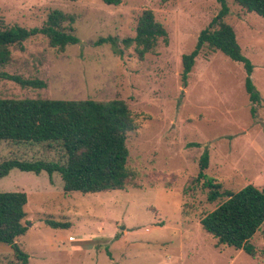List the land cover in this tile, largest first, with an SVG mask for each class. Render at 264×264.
Masks as SVG:
<instances>
[{"label": "rangeland", "instance_id": "obj_1", "mask_svg": "<svg viewBox=\"0 0 264 264\" xmlns=\"http://www.w3.org/2000/svg\"><path fill=\"white\" fill-rule=\"evenodd\" d=\"M224 21L235 31L242 54L254 66L251 80L261 105L251 114L243 66L204 48L183 87L181 57L218 14L215 0H0V23L40 27L52 10L75 16L77 45L59 51L38 35L24 50L10 49V75L46 83L23 88L0 80L2 99L124 101L139 123L129 133L128 166L136 177L125 190L97 194L63 193L59 174L13 169L0 178V192L27 195V232L16 240L28 264H264V223L249 243L255 255L216 247L200 220L247 185L264 186V19L233 0ZM150 10L168 34L139 60L134 48L122 56L99 38L134 37L139 15ZM192 143L199 147L189 146ZM208 152L206 177L222 194L208 201L209 188L196 180L199 159ZM45 145L0 143V163L57 161ZM70 223L51 229L44 220ZM116 237V238H115ZM0 264H19L0 243Z\"/></svg>", "mask_w": 264, "mask_h": 264}, {"label": "trees", "instance_id": "obj_2", "mask_svg": "<svg viewBox=\"0 0 264 264\" xmlns=\"http://www.w3.org/2000/svg\"><path fill=\"white\" fill-rule=\"evenodd\" d=\"M76 2L78 0H63ZM107 6H118L122 0H100ZM220 5L218 14L206 28L200 31L195 46L189 54L181 57L180 80L183 87L200 52L207 48L220 52L243 66L246 74L244 89L251 103L252 116L261 97L251 75L254 66L241 51L231 25L224 21L229 9L225 0H215ZM247 13H255L264 19V0H233ZM75 16L60 10H52L40 27L26 29L18 25L0 23V80L14 82L25 88L44 89L46 83L36 79H24L4 71L11 61L12 47L24 50L23 44L32 37L41 35L50 48L63 51L67 46L77 45L79 38L74 29ZM167 43L168 34L155 20L150 10L138 17L134 37L119 39L108 36L99 38L94 46L108 44L112 52L122 56L131 47L139 60L153 51L158 40ZM139 129V123L127 104L118 99L110 101L60 100V99H2L0 98V143L15 145H45L56 150L57 161H22L11 159L0 163V178L13 169L22 172L49 176L57 173L63 182V193L97 194L109 190H125L136 177L128 166L129 151L126 145L129 133ZM189 146L199 147L192 143ZM209 155L205 150L199 159L196 180H203L209 188L208 201L214 202L222 194L221 185L208 179ZM227 199L200 220L206 234L216 240L215 246L242 250L254 256V247L249 243L264 223V186L247 185L236 193H227ZM27 195L24 192H0V243L12 248L19 264H28L29 256L16 240L27 232L25 221ZM44 223L51 229H68L67 221L46 218ZM116 238V237H115Z\"/></svg>", "mask_w": 264, "mask_h": 264}]
</instances>
